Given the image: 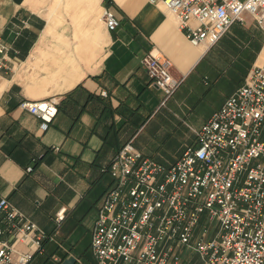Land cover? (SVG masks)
Here are the masks:
<instances>
[{
	"label": "crops",
	"instance_id": "0c3cea01",
	"mask_svg": "<svg viewBox=\"0 0 264 264\" xmlns=\"http://www.w3.org/2000/svg\"><path fill=\"white\" fill-rule=\"evenodd\" d=\"M106 10L119 18L113 31ZM1 46L0 194L54 236L31 264H98L92 230L112 183L104 169L121 146L132 140L173 165L264 61L252 15L214 46H195L171 11L148 0H0ZM151 51L184 78L165 104L142 65ZM53 98L59 113L47 131L19 107Z\"/></svg>",
	"mask_w": 264,
	"mask_h": 264
},
{
	"label": "built area",
	"instance_id": "2783aa9c",
	"mask_svg": "<svg viewBox=\"0 0 264 264\" xmlns=\"http://www.w3.org/2000/svg\"><path fill=\"white\" fill-rule=\"evenodd\" d=\"M148 1L171 11L195 46H214L248 14L264 31V0ZM104 21L110 31L120 25L112 10ZM142 65L165 104L184 78L153 51ZM19 107L40 119L42 131L59 113L54 98ZM194 132L196 143L173 165L145 156L130 140L106 166L112 183L92 230L98 264H196L194 256L200 264H264V61ZM65 213L57 212L58 223ZM53 239L0 194V264H31Z\"/></svg>",
	"mask_w": 264,
	"mask_h": 264
},
{
	"label": "rangeland",
	"instance_id": "374dc122",
	"mask_svg": "<svg viewBox=\"0 0 264 264\" xmlns=\"http://www.w3.org/2000/svg\"><path fill=\"white\" fill-rule=\"evenodd\" d=\"M194 256V255H193ZM196 264H200V260L197 256H194Z\"/></svg>",
	"mask_w": 264,
	"mask_h": 264
}]
</instances>
